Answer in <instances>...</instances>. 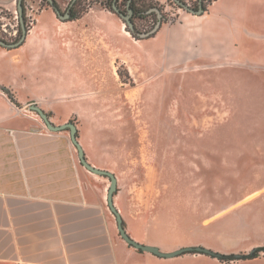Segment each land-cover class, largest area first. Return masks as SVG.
Wrapping results in <instances>:
<instances>
[{
    "label": "rangeland",
    "instance_id": "1",
    "mask_svg": "<svg viewBox=\"0 0 264 264\" xmlns=\"http://www.w3.org/2000/svg\"><path fill=\"white\" fill-rule=\"evenodd\" d=\"M56 1L64 12L73 0ZM139 1L168 20L157 27V15H135L141 33L157 27L155 34L137 43L118 38L141 64L130 71L118 61L102 88L51 92L73 101L71 94L89 90L69 121L83 124L90 156L118 177L115 203L134 239L164 251L203 245L241 254L264 246V0H220L203 19L184 22L185 30L180 13L187 10L175 0ZM185 1L196 7L197 0ZM107 2L81 0L75 11L84 15ZM127 3L118 1L125 13ZM23 5L31 27L38 12L30 0ZM20 26L17 10L0 7L1 38L17 41ZM9 61L0 57V86L21 81ZM111 213L114 237L123 238ZM201 257L162 258L205 264Z\"/></svg>",
    "mask_w": 264,
    "mask_h": 264
},
{
    "label": "crops",
    "instance_id": "2",
    "mask_svg": "<svg viewBox=\"0 0 264 264\" xmlns=\"http://www.w3.org/2000/svg\"><path fill=\"white\" fill-rule=\"evenodd\" d=\"M40 2L24 42L0 45V57L10 58L8 67L21 80L9 85L20 105L0 90V264H183L184 258L158 257L114 237L106 205L110 179L81 163L69 129L50 130L30 108L39 105L56 125L68 122L88 101L81 95L89 90L71 94L73 101L51 91L80 84L102 88L118 61L133 71L140 58L117 40L145 39L129 35L121 18L103 5L62 20ZM0 7L15 13L18 0H0ZM207 15L181 12L180 26ZM76 125L88 161L108 169L90 156L83 124ZM92 125L99 130L100 123ZM202 256L205 264H264V256L232 262Z\"/></svg>",
    "mask_w": 264,
    "mask_h": 264
},
{
    "label": "water",
    "instance_id": "3",
    "mask_svg": "<svg viewBox=\"0 0 264 264\" xmlns=\"http://www.w3.org/2000/svg\"><path fill=\"white\" fill-rule=\"evenodd\" d=\"M48 1L52 5V7H54L56 9V13L60 19H62V20L71 19V6L74 4V2L76 0H73L70 3V7H68V9L64 12H62L61 9H59L56 6L54 0H48ZM175 1L179 5H181V7H183L184 9L189 11L190 13L197 14V15H201L204 13L203 0H200L198 8L191 7V5L184 2L183 0H175ZM131 2H132V0H128L126 13L118 6V4L114 5V9L125 20L126 24L130 27V29L134 30L136 27L134 20H133L135 11H134V8L131 7ZM17 11L19 14V18H20V22H21V29H22V34H21L20 38L17 41L8 42V41H6L0 37V45H3V46L8 47V48H14V47H18L19 45H21L24 42V40L26 39V36L28 33V28H27L25 18H24L23 0H18V10ZM159 25H160V22L158 23L157 27H159ZM141 35L143 37H146L147 35H149V33L143 32V33H141ZM30 108L32 110L36 111L41 116V118L45 121L47 127L50 130L60 131V130H64V129H69L71 137H72V141L78 149V154H79V158H80L81 163L86 168H88L90 171L97 173L99 175H103L105 177H108L110 179V187L108 189V195H107L108 205H109L111 211L116 215V219H117V223H118V229L120 231L121 236L123 237V239L128 244L136 247L139 250L148 251V252H151V253L157 255L158 257H166V258L176 257V256L183 255L186 253H200V254L210 255V256L216 257V258H219L223 255L222 252L215 251V250H213L209 247L203 246V245L184 246V247H181V248L173 250V251H164L157 245L142 243V242L134 239L130 235V233L127 231V229L124 225L123 216H122L120 210L118 209V207L116 206V203H115V196H116V193L118 191V177L111 170L97 167L88 161L86 154H85V151H84V148L78 139V128H77L76 123L74 121H68L66 123L56 125L50 121L48 114L39 105L33 104L30 106Z\"/></svg>",
    "mask_w": 264,
    "mask_h": 264
},
{
    "label": "trees",
    "instance_id": "4",
    "mask_svg": "<svg viewBox=\"0 0 264 264\" xmlns=\"http://www.w3.org/2000/svg\"><path fill=\"white\" fill-rule=\"evenodd\" d=\"M47 3L49 5L50 2L48 0H46ZM80 1L81 0H76L74 2V4L71 6V19H76V18H79L82 16V12L84 11L83 9H81L79 12H76L75 9L78 7V5L80 4ZM118 1L119 0H108V2L104 5L106 8H108L109 10L117 13L114 9V5L115 4H118ZM184 2H186L185 0H183ZM213 0H203V9H204V12L208 11L209 10V5L210 3L212 2ZM56 6L60 9L58 3L56 0H54ZM177 3V2H176ZM187 3V2H186ZM199 3H200V0H197L195 5L196 7L194 8H198L199 7ZM178 4V3H177ZM52 6V5H51ZM179 7H181V5L178 4ZM70 7V6H69ZM131 7L134 8V16L135 15H138V14H147L148 12H150L149 14H152V15H157V23L160 22V25L167 20L166 18V15L164 13H160L159 11H156V6H153L151 4H146L145 1H139V0H132L131 2ZM192 7V6H191ZM183 8V7H181ZM53 9L55 10L56 12V9L53 7ZM153 9V10H152ZM189 12V11H188ZM26 17V12L24 11V18ZM134 19V17H133ZM28 30H29V27H27ZM127 28L128 30L131 32V34L136 37L137 39H143V38H147V37H151L155 34L156 30L157 29H153L152 31H149V35H147L146 37H143L141 35V32L137 29V27H135L134 30H131L130 27L127 25ZM156 28V27H155ZM19 32L22 34V29H21V26L19 28ZM143 33V32H142ZM121 73V72H120ZM0 90L5 92L7 94V96L13 101L15 102L16 104L20 105V103L18 102V100L16 99V96H15V93L13 92V90L10 88V87H6V86H0ZM125 225V223H124ZM264 251V246H259V247H255L254 249H252L251 252L249 253H241V254H235V253H231V254H224L219 257L218 259L221 260V261H227V262H231V261H234V260H238V259H251V258H256L260 255V253Z\"/></svg>",
    "mask_w": 264,
    "mask_h": 264
},
{
    "label": "built area",
    "instance_id": "5",
    "mask_svg": "<svg viewBox=\"0 0 264 264\" xmlns=\"http://www.w3.org/2000/svg\"><path fill=\"white\" fill-rule=\"evenodd\" d=\"M31 2V11L35 13L36 7H35V0H30Z\"/></svg>",
    "mask_w": 264,
    "mask_h": 264
}]
</instances>
